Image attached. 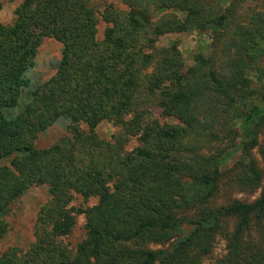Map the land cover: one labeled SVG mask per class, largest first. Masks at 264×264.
Returning <instances> with one entry per match:
<instances>
[{"label":"trees","instance_id":"trees-1","mask_svg":"<svg viewBox=\"0 0 264 264\" xmlns=\"http://www.w3.org/2000/svg\"><path fill=\"white\" fill-rule=\"evenodd\" d=\"M222 1L124 0L126 10L101 13L102 38L88 0H21L0 22V157L11 159L0 214L35 185L52 194L35 241L0 264H204L220 239L226 252L212 264H264V0ZM193 29L211 45L188 67L178 40L158 45ZM46 37L62 59L9 119ZM61 118L71 137L37 147ZM102 122L119 127L112 139ZM229 188L260 193L216 202ZM81 214L86 236L71 249L61 238ZM8 229L0 218V238Z\"/></svg>","mask_w":264,"mask_h":264},{"label":"rangeland","instance_id":"rangeland-1","mask_svg":"<svg viewBox=\"0 0 264 264\" xmlns=\"http://www.w3.org/2000/svg\"><path fill=\"white\" fill-rule=\"evenodd\" d=\"M90 4L98 13L99 17V37L102 38L107 27V23L102 19L101 13L108 5H114L118 9L126 10L127 6L124 0H88ZM2 8L0 10V22L10 24L15 19V10L20 4L21 0H0ZM228 0H223L220 5L226 6ZM211 33L200 32L193 29L184 33H175L164 36L158 42L159 46H168L172 41L178 40L180 49L183 53L186 66L194 63L196 53H209L211 45ZM63 44L52 37L43 39L39 52L36 58V63L28 71L30 84L26 87L24 93L20 97L19 104L16 107L5 109L7 118L16 117L23 110L25 105L32 102V91L40 83L48 80L55 72L56 65L62 59ZM154 115L160 117V113L154 110ZM70 119L61 118L57 123L49 127L47 130L41 132L36 140V146L39 148L49 147L53 144L64 142L71 137L70 132ZM86 128V126H84ZM119 127L111 122H102L97 131L99 134L107 139H112V135L117 133ZM136 137L132 138L128 144V149H132L137 145ZM258 158L259 154L256 152ZM235 157L230 160V164L234 161ZM10 158L0 157V166L10 164ZM260 191L249 193L239 191L237 189L229 188L225 190L220 197L215 201L218 203L226 202L232 198H239L242 200L252 201ZM52 197L49 185H35L31 187L20 199L14 202L10 211L0 214V218L6 219L9 222L8 232L0 238V254L11 247H18L21 251H26L30 245L35 241V224L37 221L38 213L41 207L46 204ZM97 202L95 198L91 199L88 204L93 205ZM73 204L76 206L87 205L83 199L77 196ZM86 217L81 214L77 218V223L73 231L61 238L63 245L68 248L75 249L78 242L86 236L85 228ZM153 248L160 246L152 245ZM226 252V242L220 239L214 248L213 253L206 258L204 264H212L214 260L223 256Z\"/></svg>","mask_w":264,"mask_h":264}]
</instances>
